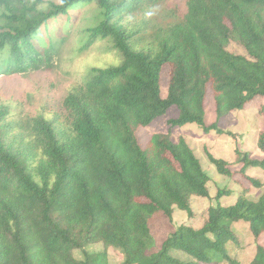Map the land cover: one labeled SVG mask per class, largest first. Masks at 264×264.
Wrapping results in <instances>:
<instances>
[{"label":"trees","instance_id":"1","mask_svg":"<svg viewBox=\"0 0 264 264\" xmlns=\"http://www.w3.org/2000/svg\"><path fill=\"white\" fill-rule=\"evenodd\" d=\"M91 1L101 17L86 45L109 38L121 62L91 67L56 118L25 119L13 142L0 137V264H110L106 249L73 256L96 242L120 249L124 264H241L227 249L237 241L232 223L241 220L256 242L248 264H264V193L252 200L244 185L232 204L209 206L199 227L180 224L149 252L150 219L159 212L171 218L174 207L192 217L191 198L209 197V177L183 137L154 133L141 145L137 135L171 106L178 115L170 127L196 123L205 133L229 134L218 121L257 98L264 116V0H188L180 20L149 33L148 47L132 40L143 27L122 22L154 0H60L47 8L42 0H0V71L50 66L55 44L42 41V32ZM231 39L248 56L228 51ZM209 93L216 120L206 125ZM256 147L262 158L235 149L232 164L205 153L219 174H238L258 188L247 170L264 168V130ZM231 194L218 189L215 198Z\"/></svg>","mask_w":264,"mask_h":264},{"label":"rangeland","instance_id":"2","mask_svg":"<svg viewBox=\"0 0 264 264\" xmlns=\"http://www.w3.org/2000/svg\"><path fill=\"white\" fill-rule=\"evenodd\" d=\"M154 1L155 4L149 2L142 7L143 10L125 18L122 22L127 29L142 30L141 27H143V32L138 33L132 39L137 47H148L150 32L180 20L186 12L188 2V0ZM42 2L40 7L47 8L49 3H59L60 0H42ZM100 17L98 4L96 1H91L74 8L69 16L61 15L53 19L49 32L46 33L45 29L40 37L44 42L52 41L55 44L50 66L25 73L6 74L0 71V112H3L0 115V137L4 141L13 142L15 140L14 133H17L18 124L25 119L36 116L53 119L56 118V113H63L64 98L84 81L91 67L105 68L121 62V57L109 38L95 39L91 44L86 45L90 38L89 29L99 21ZM39 42L37 39L36 44H40ZM227 50L248 56L244 47L234 39L227 44ZM161 78V96L165 97L168 82L167 66ZM261 102L262 100L257 98L244 109L231 111L221 118L217 125L229 134H218L215 131L205 133L196 123L170 127L168 120L178 115V109L175 106H171L164 115L153 120L148 126L139 128L137 135L141 145H145L154 133H168L174 142L183 137L199 158L204 172L209 177L207 183L209 197L191 198L192 217L174 207L171 218L159 212L150 219L149 227L153 237V247L149 252L158 250L165 238L180 224L199 227L207 217L209 206H215L217 203L232 204L240 194L242 185L249 187L247 197L252 200H256L264 193V168L250 167L247 170L250 177L260 182V187L256 188L238 174L233 177L219 174L214 165L208 161L205 153L208 151L231 164L236 157L235 149L248 152L252 158H261L262 152L256 147V134L264 130V116L258 112ZM205 105L204 121L208 125L216 120L211 93L207 95ZM224 188L230 189L232 194L216 199L217 190ZM231 227L237 241L229 244L227 249L230 255L241 264H248L254 255L256 245L248 223L241 220L232 223ZM258 241L264 243V234ZM103 249L107 251L110 264H124L121 250L113 246L105 247L102 242L87 245L83 249H76L73 251V256L81 259L85 252L91 253ZM174 255L182 259L187 258L186 255L178 252Z\"/></svg>","mask_w":264,"mask_h":264},{"label":"crops","instance_id":"3","mask_svg":"<svg viewBox=\"0 0 264 264\" xmlns=\"http://www.w3.org/2000/svg\"><path fill=\"white\" fill-rule=\"evenodd\" d=\"M261 158H262V156H261Z\"/></svg>","mask_w":264,"mask_h":264}]
</instances>
